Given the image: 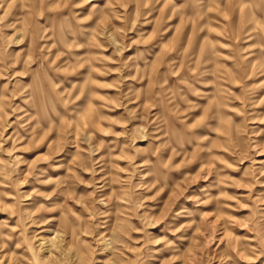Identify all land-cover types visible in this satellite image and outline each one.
I'll use <instances>...</instances> for the list:
<instances>
[{
  "label": "rangeland",
  "instance_id": "374dc122",
  "mask_svg": "<svg viewBox=\"0 0 264 264\" xmlns=\"http://www.w3.org/2000/svg\"><path fill=\"white\" fill-rule=\"evenodd\" d=\"M0 264H264V0H0Z\"/></svg>",
  "mask_w": 264,
  "mask_h": 264
},
{
  "label": "bare ground",
  "instance_id": "6f19581e",
  "mask_svg": "<svg viewBox=\"0 0 264 264\" xmlns=\"http://www.w3.org/2000/svg\"><path fill=\"white\" fill-rule=\"evenodd\" d=\"M59 238H60V234H57V236L55 238L50 239V242L52 243V249L50 250L49 254L51 257L54 256L56 251H61L64 254H68L67 250L65 251V249H63V245L61 242L56 243L57 240H59ZM44 241L45 240L43 239L42 242H44ZM47 243H48V241H47Z\"/></svg>",
  "mask_w": 264,
  "mask_h": 264
}]
</instances>
